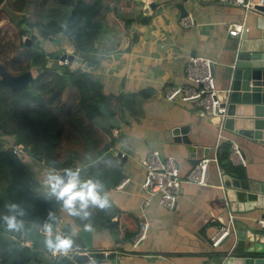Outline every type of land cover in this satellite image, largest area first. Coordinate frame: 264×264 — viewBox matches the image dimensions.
I'll return each mask as SVG.
<instances>
[{
	"label": "crops",
	"instance_id": "crops-1",
	"mask_svg": "<svg viewBox=\"0 0 264 264\" xmlns=\"http://www.w3.org/2000/svg\"><path fill=\"white\" fill-rule=\"evenodd\" d=\"M102 2L104 9L91 24L84 58L65 36L62 47L58 45L74 56L66 65L84 72L96 93L113 96L107 104L116 108L118 123L113 131L117 135H113L111 153L117 157L123 176L114 188L106 189L111 200L108 212L114 213L107 224L96 226L91 220L93 246L114 250L115 258L102 264H215L213 253L217 246L212 245V237L228 222L224 187L219 179L226 172L218 161L210 162L207 184L183 182L175 207L168 209L156 197L144 203L143 161L153 150L162 156L171 155L178 162L179 175L185 176L193 167L187 160L186 147L168 139L166 133L176 126L188 125L189 138L209 149L207 157H217L223 141H229L232 148L238 146L237 156L233 150L229 152V171L244 167L252 178L264 172V146L251 143L229 127L221 130L220 118L206 113L196 101H170L165 97L171 85L182 81L193 55L213 60L215 84L218 89L225 88L224 67L232 64L238 41V36L229 34V24L255 29L258 14L216 0ZM186 17L191 19L187 26L181 23ZM44 45L46 50L57 47L50 41ZM232 125L236 128L237 121ZM29 165L32 170L36 168ZM43 166L36 168L37 181L39 173L42 171L43 176L48 169L46 163ZM63 213L66 217L60 224L68 222L73 230L84 228ZM234 214L247 225L259 228L257 220L264 211ZM106 217L100 216L101 223ZM142 221L149 224L147 234L134 246L132 239Z\"/></svg>",
	"mask_w": 264,
	"mask_h": 264
},
{
	"label": "trees",
	"instance_id": "trees-1",
	"mask_svg": "<svg viewBox=\"0 0 264 264\" xmlns=\"http://www.w3.org/2000/svg\"><path fill=\"white\" fill-rule=\"evenodd\" d=\"M11 12L0 8V65L12 75L31 68L36 74L26 88L12 90L0 85V212L15 202L26 212V224L42 222L49 211L58 217L60 225L66 217L59 202L34 190L38 169L13 152L12 144H22L36 156L41 144L49 154L47 168H81V179H99L106 189L114 188L122 179L121 166L111 153L117 125L116 108L107 102L113 96L96 93L89 78L79 68L58 64L55 53L43 46L24 42L23 31L13 13L19 14L30 28L45 29L53 40L59 35L71 43L81 57L91 37V24L101 15L102 0H6ZM32 11L29 14V9ZM4 13L6 15H4ZM3 15V16H2ZM49 41L47 39H44ZM52 40V41H53ZM58 50V49H57ZM53 63H49V60ZM131 98V96H129ZM5 136L13 137L11 143ZM232 150L229 141L218 147L217 161L226 174L244 177L243 167L229 171ZM221 168V169H222ZM114 213L93 210L96 226L106 225ZM107 216L101 223L100 216ZM70 218V216H68ZM75 225L85 222L71 217ZM26 239L30 245L22 243ZM43 235L35 229L27 233L7 232L0 224V264H76L70 256H51L43 244Z\"/></svg>",
	"mask_w": 264,
	"mask_h": 264
},
{
	"label": "water",
	"instance_id": "water-1",
	"mask_svg": "<svg viewBox=\"0 0 264 264\" xmlns=\"http://www.w3.org/2000/svg\"><path fill=\"white\" fill-rule=\"evenodd\" d=\"M2 1L0 0V3ZM254 8L256 11H253L258 14L255 29L246 28L241 31L234 48L232 64L224 67L223 78L226 87L221 88V92L226 101V117L220 121V125L222 129L229 127L242 134L241 136L249 139L251 143L264 146V0ZM38 35L43 39L53 40L45 29H41L30 33L24 42L30 45L33 39L38 40ZM73 57L65 52L55 54V58L63 61H71ZM211 72L214 75L213 63ZM33 78L32 69L12 75L0 65L1 86H8L12 90L23 89ZM234 120L237 121L236 128L232 125ZM227 122L229 124H226ZM188 132L189 126L183 125L174 127L166 135L168 139L185 145L187 160L193 166L200 158L208 155L209 149L196 145L189 138ZM209 170L210 165L206 168V178ZM243 172L244 177L226 173L219 177L224 187L222 196L226 206V220L228 221L230 214L233 217L228 232L218 242L213 253L215 264H264V230L247 225L234 214L264 211V172L253 178L247 175L244 167ZM61 231L75 241L73 250H78L71 254V258L76 263L102 264L115 258L113 249L93 246L91 230H73L71 225L65 222Z\"/></svg>",
	"mask_w": 264,
	"mask_h": 264
},
{
	"label": "built area",
	"instance_id": "built-area-1",
	"mask_svg": "<svg viewBox=\"0 0 264 264\" xmlns=\"http://www.w3.org/2000/svg\"><path fill=\"white\" fill-rule=\"evenodd\" d=\"M220 3L240 5L245 11L255 10L256 5H261L263 0H216ZM256 11V10H255ZM182 25L191 24L190 17L181 19ZM246 29L244 24H229L228 32L233 36H240L241 31ZM67 63V59L64 60ZM213 60L205 56L193 55L190 56L185 68V74L181 82L171 85L165 92V97L174 101L179 99L181 101H196L198 105L208 114L220 118L223 120L226 117V101L223 94L220 96L214 75L211 72V64ZM64 64V63H63ZM222 93V92H221ZM222 130V125L219 127ZM220 130V131H221ZM113 135H117L116 130L113 131ZM221 137V134L219 133ZM13 152L22 157L21 153L24 151L22 144H14ZM233 155L239 154L237 145H234ZM241 161H243L240 158ZM210 162L217 164L216 155L212 157L200 158L191 170L183 177L179 175V167L176 159L171 155L161 157V154L153 150L151 151L143 161L145 168V175L141 183L142 190L144 192V203L148 204L154 197L157 198V202L168 209H173L176 205V199L183 182H192L198 185H206V168ZM62 170V169H61ZM233 215H229V219L226 225L221 226L212 237V245L217 246L221 238L228 232L229 225L232 223ZM257 224L260 229L264 230V216H261L257 220ZM149 224L147 221H142L139 226V230L132 239V244L136 246L141 242L147 234ZM62 224L56 227L61 231ZM62 232V231H61ZM23 244L30 245V242L26 239L22 240ZM78 249L72 250L68 256ZM107 254V252H104ZM51 256L52 253L50 252ZM55 256H61L59 254ZM79 264V263H77Z\"/></svg>",
	"mask_w": 264,
	"mask_h": 264
},
{
	"label": "clouds",
	"instance_id": "clouds-1",
	"mask_svg": "<svg viewBox=\"0 0 264 264\" xmlns=\"http://www.w3.org/2000/svg\"><path fill=\"white\" fill-rule=\"evenodd\" d=\"M81 168L66 167L58 170L49 167L43 174L41 186L46 198H54L60 203L63 211L70 217L78 218L85 230H92L93 210H106L111 207L109 191L105 185L95 178L81 179ZM0 212V224L7 232L27 233L32 229L40 232L43 244L52 255L68 256L73 250L74 239L55 228L58 217L51 211L42 222L33 221L26 224L23 219L25 209L18 203L12 202Z\"/></svg>",
	"mask_w": 264,
	"mask_h": 264
},
{
	"label": "rangeland",
	"instance_id": "rangeland-1",
	"mask_svg": "<svg viewBox=\"0 0 264 264\" xmlns=\"http://www.w3.org/2000/svg\"><path fill=\"white\" fill-rule=\"evenodd\" d=\"M0 8L4 11V12H11L10 11V8H9V6H8V4H7V2H6V0H3L1 3H0ZM32 11V8H30L29 9V14L28 15H30V12ZM4 15H6L5 13H4ZM12 15V18H15L16 20H17V24H18V26H19V28L23 31V33H24V36H22V38H23V40L27 37L28 38V36H29V34L30 33H32V32H36L37 31V29L36 28H30L23 20H21L20 19V15L18 14H15V13H13V14H11ZM3 16V15H2ZM3 19L1 20V18H0V24H2L3 23ZM62 36L63 35H59L57 38H55L53 41H50V42H53V44L54 45H56L57 47H56V49L55 50H47V52H49V53H63V52H65V53H67L66 52V50H64V51H62L63 49L62 48H60V47H62V45H61V39H62ZM35 41V43L36 44H38L40 47L41 46H45L44 44H46V40H44L43 38H41V37H39V35H38V40H34ZM60 43V44H59ZM58 45H61L60 47L58 46ZM59 47V48H58ZM58 49V50H57ZM57 59V58H56ZM58 60V64H62V63H64V64H68L69 63V60H67V63H65L63 60H60V59H57ZM54 61L51 59V60H49V63H53ZM32 69V72H33V74H34V76H35V74H36V70H35V68H31ZM3 138V136L2 135H0V139H2ZM6 138H8L9 139V143H11V141L10 140H12V138L13 137H11V136H5V141H7L6 140ZM12 144V143H11ZM14 144H12V146H13ZM36 156H32V155H30L29 154V152H28V150L27 149H25L24 148V151L21 153V155H22V157L24 158V159H26V160H28V161H31V163H29V164H31L33 167H35L36 166V168H39V169H42V168H45V166H43L44 165V163H47L48 161L47 160H49V154L47 153V152H44L43 151V149H42V146H41V144L40 143H38L37 145H36ZM36 168H34V169H36ZM42 171L39 173V181H37V184L34 186V190H36V191H38V192H40L41 190H43V188H42V186H41V180H42Z\"/></svg>",
	"mask_w": 264,
	"mask_h": 264
}]
</instances>
